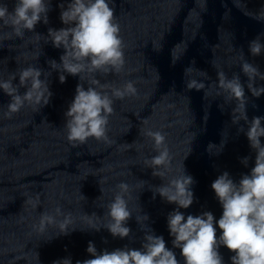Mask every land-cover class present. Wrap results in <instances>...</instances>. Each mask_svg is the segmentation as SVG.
I'll return each instance as SVG.
<instances>
[{
    "label": "clouds",
    "instance_id": "9594fccd",
    "mask_svg": "<svg viewBox=\"0 0 264 264\" xmlns=\"http://www.w3.org/2000/svg\"><path fill=\"white\" fill-rule=\"evenodd\" d=\"M113 5V6H110ZM61 8L60 19L66 27L48 29L47 37L54 48H63L60 62L48 60L52 70L59 73V82L66 81L65 73L78 76L80 82L75 89V96L65 112L66 138L77 147L84 145L90 138L111 143L108 133L109 116L113 113V103L116 99H123L127 95H134L136 88L133 82L128 81L121 87L101 84L96 74L106 75L109 72H119L124 66L123 42L120 37V26L116 21L113 0H71L65 8ZM51 9V0H15L12 11L6 3H0V21L10 26L16 37L23 39L25 31L34 32L36 25L49 23L48 12ZM253 19L264 22V7L253 16ZM41 34L36 33L39 38ZM264 33L257 35L248 43V51L252 57H259L264 52L262 43ZM240 67L247 77V89L253 98L264 95V85L257 86V80L264 81V72L258 65L245 59L243 50H240ZM195 62H193L194 65ZM197 71L194 66L184 69L185 75ZM44 70L34 66L19 69L10 73L8 79H0V89L11 99L7 104L5 117L11 118L25 105L44 107L49 104L53 93L49 83L41 79ZM207 77L206 73H201ZM19 77V84L13 81ZM88 87L85 89L84 84ZM218 94H226V100L235 101L232 110V123L244 121L247 131L243 127L238 132H244L250 148L255 152V164L249 174L242 175L239 182H234L230 174L225 171L211 184L223 212L217 221L210 211L201 215H185L180 209L189 208L194 202L192 186L193 177L186 174L184 165L177 174H173L172 157L165 144V135L160 131L147 130L145 135L152 138L157 154L146 159L147 167L153 169L152 175L166 180L156 186L154 194L177 207L167 216V227L172 239L173 248L180 249L184 264H224V258L219 249L225 246L234 253L231 264H264V116L247 115L249 99L245 94V85L239 74L228 78L224 71L218 72ZM25 88L21 94L19 89ZM189 90H201L205 83L196 79L186 81ZM223 110V105L220 106ZM253 107H256L253 104ZM224 141L219 146L208 145L210 153L215 149L219 154L223 150ZM249 157L241 160L247 166ZM118 191L107 205L108 223L106 228L113 237L128 238L132 229L127 226L132 218L129 209L131 193L129 185L121 182L116 185ZM127 197V198H126ZM98 217L95 213L87 215ZM63 216L57 222L56 217ZM149 217H137V223L147 221ZM74 223L71 213L64 214L60 208L55 210V216L48 212L41 213L39 230L44 231L48 226H57L60 234H68ZM221 230L217 236V227ZM95 231L101 227L95 222L90 223ZM143 231V229H142ZM86 251L93 258L77 261L76 264H180L176 253L166 247L163 236L156 235L151 229L145 231L142 245L139 249L125 245L112 251L107 249L97 252L95 244L89 241ZM54 264H71L70 258L55 261Z\"/></svg>",
    "mask_w": 264,
    "mask_h": 264
}]
</instances>
